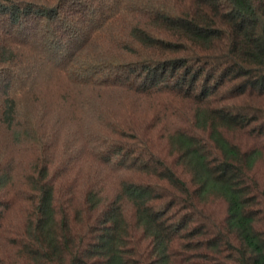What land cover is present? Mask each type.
<instances>
[{"label":"trees","instance_id":"1","mask_svg":"<svg viewBox=\"0 0 264 264\" xmlns=\"http://www.w3.org/2000/svg\"><path fill=\"white\" fill-rule=\"evenodd\" d=\"M62 1L35 9L34 0H0V16L11 14L12 23L33 15L36 28L46 19L70 34L63 45L52 39L56 32L41 41L21 37L37 40L31 67L50 64L92 88L188 99L194 109L161 136L153 125L114 128L131 143L96 155L103 169L86 173L85 187L75 169L59 170L48 157L21 189L14 158L2 160L0 264H264V0H97L99 21L94 11L69 19ZM126 11L146 18L131 31L135 57L89 56L98 62L81 66L77 55L96 30ZM10 87L1 89L0 126L19 136L18 145L36 126L17 120L25 87ZM43 148L40 158L49 153ZM109 170L116 183L107 191ZM16 203L28 206L12 227Z\"/></svg>","mask_w":264,"mask_h":264},{"label":"rangeland","instance_id":"2","mask_svg":"<svg viewBox=\"0 0 264 264\" xmlns=\"http://www.w3.org/2000/svg\"><path fill=\"white\" fill-rule=\"evenodd\" d=\"M99 1L67 0L64 10H68L71 15L67 14L66 17L75 19L77 13L86 17L87 13L94 11L96 14L94 20L99 21V16L103 11V8L99 6ZM168 1L180 6L185 2V0H166ZM34 2L37 3L35 9H39L40 5L44 6L49 3L58 7L63 1L34 0ZM77 5H83V8ZM128 11L113 18L108 17L106 27L96 30L94 33L96 39L89 41L77 55L81 66L91 67L95 58H104L112 62L114 59L128 60L135 57L133 50L136 47L133 44L134 37L131 31L139 19L145 20L146 18L140 13L132 15ZM108 13L111 16L113 9H110ZM10 16L11 14L0 16V93L1 89L8 85L11 86V91L14 88L21 90L25 87L21 90L22 92L19 91L17 99L20 102L17 120L25 123L32 122L36 126V129H31L30 132L21 129L25 135L23 138L27 137V140L18 145L15 141H18L19 136H15L6 125L5 127L0 126V162L9 157L14 158V161L8 160L13 167V184L18 188L24 187L25 174L48 164V157H51V165L59 170L60 168L61 170L75 169L73 173L77 174L78 182L85 187L89 182L86 173H100L103 169L94 157L104 156L102 151H107L118 141L131 143L129 138L119 137L114 128L137 126L147 131L153 125V129H157V133L161 136L163 133L165 135L174 124L184 122L191 117L194 105L188 99H174L168 94H137L127 87H112V84L105 88H92L81 83L77 84L63 71L50 64H35L32 68L30 60L36 58V50L33 49L36 47L35 41L47 39L50 37L49 34L54 35L56 32L52 39L55 43L63 45L60 38L62 39L69 33H66L63 28L57 32L55 21L42 20L40 28H36L37 21L33 15L26 16L22 26L14 22L13 24L11 21L13 16ZM82 24V26L86 25V23ZM98 25L100 24H97L95 28ZM23 29H25L24 33ZM43 29H50L52 32L42 31ZM30 33L37 37V40H32L33 44L32 42L28 44L21 38H32ZM42 35L45 37H41ZM74 35L79 36L80 33ZM119 38L122 42L118 41ZM82 40H84L82 37L79 38V42ZM89 56L95 59L94 62ZM107 81L111 83L110 79ZM176 108H179L178 111ZM158 139L161 141L160 138ZM105 140L107 143L103 145ZM43 146L48 149L49 153L43 154L40 158ZM107 172L109 180L108 185L105 186L109 191L116 183V177L113 173L111 174L110 170ZM103 174L105 175L104 172ZM27 206L22 208L21 204L16 203L10 211L11 218H9L13 222L12 227L20 226L25 217L24 209ZM4 244L0 242L1 249H6Z\"/></svg>","mask_w":264,"mask_h":264}]
</instances>
